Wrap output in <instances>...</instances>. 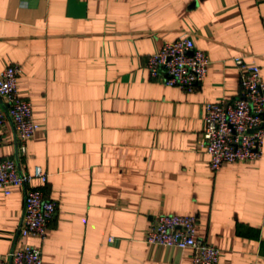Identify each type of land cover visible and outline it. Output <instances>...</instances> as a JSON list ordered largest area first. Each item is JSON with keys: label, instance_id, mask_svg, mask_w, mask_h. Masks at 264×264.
Wrapping results in <instances>:
<instances>
[{"label": "crops", "instance_id": "0c3cea01", "mask_svg": "<svg viewBox=\"0 0 264 264\" xmlns=\"http://www.w3.org/2000/svg\"><path fill=\"white\" fill-rule=\"evenodd\" d=\"M183 37L210 62L193 93L145 68ZM236 57L264 82V0H0V73L21 66L39 126L19 168L46 172L29 186L58 205L45 240L21 236L24 189L0 188V256L33 245L42 264H191L190 249L144 241L174 214L197 217L218 264H264V143L212 173L202 137L205 105L240 95ZM0 155L16 157L9 120Z\"/></svg>", "mask_w": 264, "mask_h": 264}, {"label": "built area", "instance_id": "2783aa9c", "mask_svg": "<svg viewBox=\"0 0 264 264\" xmlns=\"http://www.w3.org/2000/svg\"><path fill=\"white\" fill-rule=\"evenodd\" d=\"M239 71L240 95L232 101L220 100L204 107L202 137L209 156L208 167L215 173L224 163L259 160L264 143V82L260 69L248 65L241 57L233 59ZM208 55L195 47L188 37L165 42L157 53L145 59L151 78L166 86L193 93L203 83L209 67ZM19 64H11L0 73V145L7 121L16 134V157L0 155V188L9 194L13 186L24 189L21 236L45 240L49 225L57 214V202L41 187H30L33 179L46 184L48 175L40 167L33 173L19 171L18 157L38 131L31 102L19 94ZM195 215L158 214L153 217L144 241L152 245L191 250V264H218L220 250L196 237ZM113 241L112 238L109 239ZM0 264H42L40 246L25 245L5 257Z\"/></svg>", "mask_w": 264, "mask_h": 264}, {"label": "water", "instance_id": "95a60500", "mask_svg": "<svg viewBox=\"0 0 264 264\" xmlns=\"http://www.w3.org/2000/svg\"><path fill=\"white\" fill-rule=\"evenodd\" d=\"M19 171H21L20 168H19Z\"/></svg>", "mask_w": 264, "mask_h": 264}]
</instances>
